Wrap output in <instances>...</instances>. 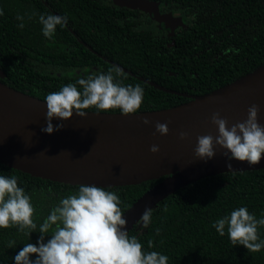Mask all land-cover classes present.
Returning <instances> with one entry per match:
<instances>
[{"label": "trees", "instance_id": "1", "mask_svg": "<svg viewBox=\"0 0 264 264\" xmlns=\"http://www.w3.org/2000/svg\"><path fill=\"white\" fill-rule=\"evenodd\" d=\"M158 1L167 5L166 10L184 13L186 6L193 10L202 5L197 17L207 12L205 22L197 17L191 22L202 29L199 37L183 38L181 31H165L162 25L152 28L157 21L145 20L142 11L113 0H0V79L44 100L48 92L74 82L78 74L118 65L124 70L123 83L144 87L138 109L143 112L185 103L264 64V0ZM49 12L69 18L50 39L43 36L38 20V14ZM17 14L24 17L23 29L17 27ZM109 112L119 113V109ZM0 173L16 175L31 195L37 225L60 197L79 187L32 176L2 162ZM165 177L109 189L120 195L124 213ZM241 204L257 217L264 215V168L224 172L189 183L152 209L147 227L140 222L129 235L137 236L145 248L151 241L154 250L169 257L168 264H264V249L233 245L227 233L220 236L211 226ZM39 235L33 231L29 237L15 226L0 228V264H13L23 244L35 243ZM259 235L264 238V226Z\"/></svg>", "mask_w": 264, "mask_h": 264}, {"label": "water", "instance_id": "2", "mask_svg": "<svg viewBox=\"0 0 264 264\" xmlns=\"http://www.w3.org/2000/svg\"><path fill=\"white\" fill-rule=\"evenodd\" d=\"M113 1L142 9L149 3ZM158 18L169 21L164 15ZM191 98L169 108L133 114L85 110L87 116L80 117L73 112L72 117L62 121L61 128L49 134L42 131L46 126L44 100L0 79V162L32 176L71 185L127 186L166 176L123 213L129 233L142 222L139 218L146 207L153 209L189 183L224 172L264 168V154L254 165L233 159L229 170L223 155L226 150L219 145H214L216 153L210 159H200L194 152L198 136L218 134L213 113H219L231 126L247 119L249 106L256 104L258 123L264 125V64L220 88ZM144 117L151 122L144 124ZM157 121L167 123L166 134L156 131ZM60 122L52 120L53 125ZM181 132L187 135L181 138ZM153 144L159 146L155 153L150 151Z\"/></svg>", "mask_w": 264, "mask_h": 264}, {"label": "clouds", "instance_id": "3", "mask_svg": "<svg viewBox=\"0 0 264 264\" xmlns=\"http://www.w3.org/2000/svg\"><path fill=\"white\" fill-rule=\"evenodd\" d=\"M0 15H3L2 8ZM16 19L20 21L17 27L23 29L24 17L17 14ZM68 19L67 14H38L41 32L49 39L56 33L57 26L67 25ZM123 72L120 66L113 65L107 71L78 74L74 82L48 92L44 97L46 126L42 131L50 134L58 130L73 112L80 117L87 116L85 110L89 107H94L96 113H110L109 110L115 109L121 114L139 112L144 101V87L139 83H123ZM258 111V105L249 106L247 119L231 126L219 113H213L212 122L218 134L198 136L195 155L210 159L216 153L214 145H219L226 150L223 155L229 170L233 168V159L249 165L259 163L264 154V125L258 123ZM53 118L61 122L53 125ZM150 122L148 117L143 118L144 124ZM155 129L162 135L169 130L167 123L159 121ZM186 135L180 133L181 138ZM158 150V145L150 146V151ZM121 204L117 191L103 185L80 183L75 192L60 197L43 222L37 225L31 195L18 183L16 175L0 173V228L15 226L29 237L33 231L40 233L35 243L23 244L12 258L13 264H168L169 257L154 250L151 241L145 248L137 236L129 235ZM139 219L147 227L152 219V208L146 207ZM211 226L220 236L227 233L233 245H243L250 251L264 249V238L259 235L264 215L257 217L246 204L218 217ZM156 231L159 233V229ZM49 233L50 238L45 240Z\"/></svg>", "mask_w": 264, "mask_h": 264}, {"label": "flooded vegetation", "instance_id": "4", "mask_svg": "<svg viewBox=\"0 0 264 264\" xmlns=\"http://www.w3.org/2000/svg\"><path fill=\"white\" fill-rule=\"evenodd\" d=\"M157 4V6L155 5ZM166 4H160L158 0H149V3L144 4V8H133L138 9L143 12L144 19H153L158 22V25L155 23L153 27L158 28L159 25H162L165 31H170L172 33L181 31L183 33V38H198L199 33H202V29L196 28L191 22H193L194 17H197V14L203 10L204 7L202 5H196L193 10H190L188 6L187 13H184L181 9H171L166 10ZM155 7V9H154ZM182 11V12H181ZM194 11V12H192ZM170 14V15H169ZM158 15H164L169 21L165 23V21H160ZM170 16V17H169ZM207 17V12H205L202 17H197V20H202L205 22ZM190 23V24H189ZM188 24V25H187ZM192 29L195 31L193 32Z\"/></svg>", "mask_w": 264, "mask_h": 264}]
</instances>
